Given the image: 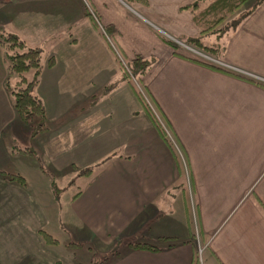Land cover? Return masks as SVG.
<instances>
[{"label": "crops", "instance_id": "crops-1", "mask_svg": "<svg viewBox=\"0 0 264 264\" xmlns=\"http://www.w3.org/2000/svg\"><path fill=\"white\" fill-rule=\"evenodd\" d=\"M17 1L48 16L37 36L63 48L48 68L59 79L48 86L56 93L61 83L71 101L66 118L47 124L56 122L62 147L46 150L74 168L100 166L68 201L89 232L68 242L95 241L96 254L113 256L100 264H264V0L244 1L214 41L221 60L211 62L235 74L179 57L159 36L197 37L186 7L196 0ZM135 57L148 60L139 79L158 116L130 84L126 64ZM50 235L61 246V235ZM121 239L155 248L127 242L109 253Z\"/></svg>", "mask_w": 264, "mask_h": 264}, {"label": "rangeland", "instance_id": "rangeland-1", "mask_svg": "<svg viewBox=\"0 0 264 264\" xmlns=\"http://www.w3.org/2000/svg\"><path fill=\"white\" fill-rule=\"evenodd\" d=\"M123 1L128 6L133 3H140ZM47 18L46 14L32 16L31 12L29 13V4L23 1L0 0L1 32L14 35L25 46L24 49L34 48L39 50L37 67L27 68L21 73H11L3 60L5 48L0 45V55L2 56L0 62V264H100L103 257H111L112 255H102L101 257L96 254V251L99 252L103 248L99 247L95 241H90L89 244L81 243V245L78 242H68L70 241L68 239L73 238L72 236L88 235L89 232L83 224L72 219L67 206L70 197L77 194L80 187L85 185L86 179L89 178V176H86L93 172L97 173L100 166L99 164H93L86 167L85 165L79 166L76 164L79 167L74 168L73 165L69 166L67 164V160L63 158L65 157L63 152H60V155L57 154L58 156L54 158V153H48L46 150L52 149L57 152L62 147L64 138L57 136L59 128H57L56 122L49 131L47 124H52L51 119L54 117L59 119L55 121H61L65 117V111L62 108L65 107V103L69 104L71 101L69 95L63 94L61 83H59L56 93L49 90L50 77L54 78L55 81H58L59 78L56 75L51 76L48 68L54 64V54L59 51L61 52L58 54H62L63 48L61 46L60 48L54 47L52 39L37 36L40 35L37 31L43 26L41 24H46ZM34 25L38 26L35 28L36 35L32 34L34 32L30 30ZM43 28L45 27L43 26ZM216 29H223L222 22ZM222 32L201 35L199 31L198 36L204 44L215 45L222 40ZM158 34L163 41L167 39L177 44L185 54H190L209 63L212 62L203 58L204 56L221 60V52L214 57L189 47L192 49V52H190L185 46H181L174 41L177 40L186 45L180 39L164 36L160 32ZM34 36L36 37L33 38ZM31 40L35 45L30 44L32 43ZM77 47L78 45L74 48ZM9 53L12 54L13 50H10ZM126 71L132 88L142 98L146 97L149 108L158 116V108L144 91L139 79L140 75H132L127 66ZM29 82H33L30 85L29 92L40 100L44 113L45 128L35 133L33 127L40 121L38 115L35 113L31 121H26L13 108L14 91L25 88ZM259 84L264 85V81L259 82ZM101 93L100 91L98 93L100 98ZM80 97V95L77 96L76 101ZM55 113L56 116H53L52 114ZM101 113L103 119H106L107 112L102 111ZM77 114L78 112L73 111L68 114V118ZM105 123L107 122L105 121ZM105 129L109 130V127L106 125ZM56 136L60 141L58 143L57 139L54 141ZM48 141L55 143L46 147ZM101 144L105 147L109 144V141L104 140ZM94 155H99V152H95ZM97 161L99 163L101 160ZM11 174H17L21 177L24 184H20L14 179L9 180L8 175ZM71 212L73 213V211ZM16 220L22 221V223L16 225ZM40 232L48 235L53 243H46ZM20 233H26L30 236L27 240L28 243L24 239H19ZM53 233L57 236L61 235L59 236L62 239L61 241L59 238L61 246L55 247V243H58V241L50 235ZM35 237L39 238L40 243L31 246V243L34 242L32 238ZM73 239L76 240V238ZM127 242L129 243V241L122 239L118 240L116 245L107 250L109 253L116 252L117 254L118 251H124L122 247L127 245Z\"/></svg>", "mask_w": 264, "mask_h": 264}, {"label": "trees", "instance_id": "trees-1", "mask_svg": "<svg viewBox=\"0 0 264 264\" xmlns=\"http://www.w3.org/2000/svg\"><path fill=\"white\" fill-rule=\"evenodd\" d=\"M126 2L134 1V2H140L145 4V0H125ZM198 1L188 4L186 7L189 8L192 12V20L193 22L198 26L200 34H207V33H216V32H222L223 29H216V27L227 17L230 13H232L239 5H241L246 0H207V4L203 8L198 9ZM206 1V0H204ZM111 27H106V32H108ZM200 35V36H201ZM186 46L193 48L194 50H199L202 52H205L209 54L210 56L216 57L219 54V49L216 45H206L204 44L200 37L195 38H179ZM164 42H166L170 48L172 49L173 53L179 57L188 59L190 61L200 63L206 66H210L214 69L224 71L230 74H234L229 70H226L224 68H221L219 66H216L215 64L205 62L195 56H192L190 54H185L183 51H181L180 47L177 46L174 42L164 39ZM0 45L3 46L4 52H3V60L7 64V68L9 72L11 73H21L25 71L27 68L30 67H37L38 65V56H39V50L34 48H27L24 49L25 46L22 44L21 41H19L14 35L12 34H4L1 32L0 29ZM13 50V53L10 54L9 51ZM18 50V51H17ZM19 50H22L21 52ZM148 61L141 59L140 57H135L131 59L129 62H127V69L132 75H140L144 73L146 68L148 67ZM238 76V74H236ZM33 82L27 83L25 88H19L18 90L14 91V103L13 108L16 111V113L23 119V120H30L32 119L33 115L36 113L39 117V122L36 123L34 128V133L38 132L39 130L45 128V122H44V113H43V107L40 102V100L37 99V97L33 96L29 92L30 85H32ZM136 93V96L140 99L141 96L139 93L134 91ZM141 100V99H140ZM142 102V100H141ZM142 105L143 102H142ZM147 112L149 113L147 106L144 107ZM152 113H149L150 118L152 120H155ZM42 120V122H41ZM157 126V123H156ZM10 177L9 180L14 179L20 184L23 183V179L19 177L17 174H11L8 175ZM42 234V239L46 243H53L48 235L43 234V232H40ZM132 247L140 248V249H153L154 246L146 243H133L130 244Z\"/></svg>", "mask_w": 264, "mask_h": 264}, {"label": "built area", "instance_id": "built-area-1", "mask_svg": "<svg viewBox=\"0 0 264 264\" xmlns=\"http://www.w3.org/2000/svg\"><path fill=\"white\" fill-rule=\"evenodd\" d=\"M174 41H176L177 43H179L181 46H185L190 52H192V49L191 48H189L188 46H186V45H183V44H181L180 42H178L177 40H174ZM198 53V52H197ZM200 54V53H199ZM198 54V55H199ZM201 56V55H200ZM203 56V55H202ZM201 56V57H202ZM203 58H205V59H207V60H209V61H214L213 59H211V58H209V57H207V56H204ZM221 65V64H220ZM199 253H200V249H199Z\"/></svg>", "mask_w": 264, "mask_h": 264}]
</instances>
